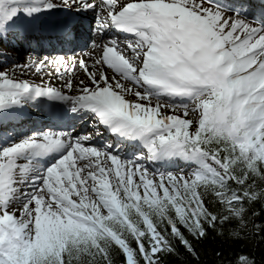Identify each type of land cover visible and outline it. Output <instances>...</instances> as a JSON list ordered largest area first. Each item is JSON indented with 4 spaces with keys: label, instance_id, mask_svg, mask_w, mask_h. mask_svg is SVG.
<instances>
[{
    "label": "snow or ice",
    "instance_id": "snow-or-ice-1",
    "mask_svg": "<svg viewBox=\"0 0 264 264\" xmlns=\"http://www.w3.org/2000/svg\"><path fill=\"white\" fill-rule=\"evenodd\" d=\"M19 40L0 264H264V0H0Z\"/></svg>",
    "mask_w": 264,
    "mask_h": 264
},
{
    "label": "bare ground",
    "instance_id": "bare-ground-1",
    "mask_svg": "<svg viewBox=\"0 0 264 264\" xmlns=\"http://www.w3.org/2000/svg\"><path fill=\"white\" fill-rule=\"evenodd\" d=\"M85 22H88L89 21V17L85 18L84 19ZM30 54L29 51H26V50H21L19 53H17L15 55V57H17L21 62H23V60L25 59V57ZM31 54H35L34 52H31ZM38 54V53H36Z\"/></svg>",
    "mask_w": 264,
    "mask_h": 264
},
{
    "label": "trees",
    "instance_id": "trees-1",
    "mask_svg": "<svg viewBox=\"0 0 264 264\" xmlns=\"http://www.w3.org/2000/svg\"><path fill=\"white\" fill-rule=\"evenodd\" d=\"M212 247H215V245H212ZM207 259L209 261V264H211V257H208Z\"/></svg>",
    "mask_w": 264,
    "mask_h": 264
}]
</instances>
